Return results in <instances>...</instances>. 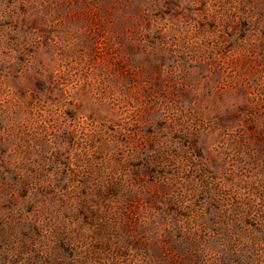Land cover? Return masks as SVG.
I'll use <instances>...</instances> for the list:
<instances>
[{
    "label": "rangeland",
    "instance_id": "1",
    "mask_svg": "<svg viewBox=\"0 0 264 264\" xmlns=\"http://www.w3.org/2000/svg\"><path fill=\"white\" fill-rule=\"evenodd\" d=\"M0 264H264V0H0Z\"/></svg>",
    "mask_w": 264,
    "mask_h": 264
}]
</instances>
